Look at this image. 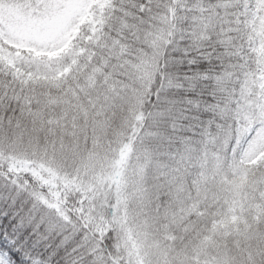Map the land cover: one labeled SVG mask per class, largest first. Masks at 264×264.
Returning a JSON list of instances; mask_svg holds the SVG:
<instances>
[{
    "label": "snow or ice",
    "instance_id": "obj_1",
    "mask_svg": "<svg viewBox=\"0 0 264 264\" xmlns=\"http://www.w3.org/2000/svg\"><path fill=\"white\" fill-rule=\"evenodd\" d=\"M0 264H264V0H0Z\"/></svg>",
    "mask_w": 264,
    "mask_h": 264
}]
</instances>
